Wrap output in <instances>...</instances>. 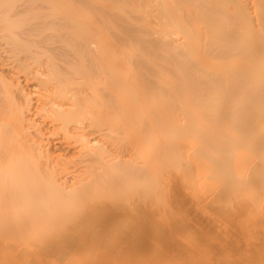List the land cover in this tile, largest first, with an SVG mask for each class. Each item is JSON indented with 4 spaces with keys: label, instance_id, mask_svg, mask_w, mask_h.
I'll return each mask as SVG.
<instances>
[{
    "label": "bare ground",
    "instance_id": "bare-ground-1",
    "mask_svg": "<svg viewBox=\"0 0 264 264\" xmlns=\"http://www.w3.org/2000/svg\"><path fill=\"white\" fill-rule=\"evenodd\" d=\"M0 264H264V0H0Z\"/></svg>",
    "mask_w": 264,
    "mask_h": 264
},
{
    "label": "rangeland",
    "instance_id": "rangeland-1",
    "mask_svg": "<svg viewBox=\"0 0 264 264\" xmlns=\"http://www.w3.org/2000/svg\"><path fill=\"white\" fill-rule=\"evenodd\" d=\"M81 169H82L81 166H77V167L73 168L72 171H73L75 174H78V173H82V170H81ZM71 174L73 175L72 172H71ZM71 174H70V175H71ZM72 175H71V176H72Z\"/></svg>",
    "mask_w": 264,
    "mask_h": 264
}]
</instances>
